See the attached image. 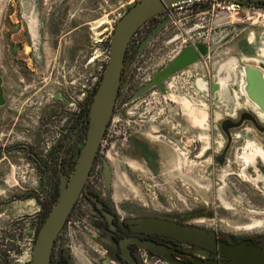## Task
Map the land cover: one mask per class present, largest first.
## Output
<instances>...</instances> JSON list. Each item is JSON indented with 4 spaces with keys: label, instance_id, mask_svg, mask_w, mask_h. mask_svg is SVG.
<instances>
[{
    "label": "rangeland",
    "instance_id": "rangeland-1",
    "mask_svg": "<svg viewBox=\"0 0 264 264\" xmlns=\"http://www.w3.org/2000/svg\"><path fill=\"white\" fill-rule=\"evenodd\" d=\"M123 2L0 0V57L9 60L0 58L10 116L6 120L15 125L8 137L0 132V143L35 146L31 136L38 102L50 100L60 76L65 82L73 76L78 111L82 86L89 77L94 83L107 59L103 43L127 10ZM170 14L156 16L136 35L132 46L140 47L135 63L139 76L150 79L181 52L182 41L199 40L211 48L208 61L216 73L209 70L207 77L199 65L185 68L162 83V92L150 87L129 103L123 119L117 111L112 113L95 164L100 171L104 162L110 172L104 197L119 220L134 214L157 216L212 229L232 241L264 233V135L243 124L230 131L224 163L213 159L226 145L219 128L223 120L252 111L264 123V108L244 90L247 69L264 81V7H245L232 16V24L219 28L220 34L211 31L218 15L207 5ZM57 22L63 26L56 34L51 24ZM7 23L9 29L4 28ZM74 24L83 25L79 33L70 32ZM232 29L242 32L231 37L228 46L217 48L218 40ZM237 39L250 53L233 51ZM119 124L124 126L122 140ZM83 134L75 137L78 147ZM5 158H0V264H26L38 221L45 216L39 203L50 201L56 174L39 171L19 152ZM58 245L70 264H117L100 222L84 204L69 216Z\"/></svg>",
    "mask_w": 264,
    "mask_h": 264
},
{
    "label": "flooded vegetation",
    "instance_id": "flooded-vegetation-1",
    "mask_svg": "<svg viewBox=\"0 0 264 264\" xmlns=\"http://www.w3.org/2000/svg\"><path fill=\"white\" fill-rule=\"evenodd\" d=\"M246 6L252 7L249 5ZM129 7H126V9H128ZM25 11H26L25 13H27L28 8ZM163 14L164 13L162 12L157 16L162 17ZM27 16H29L28 13ZM154 18L148 20L143 25L148 26L149 23L153 22ZM57 25H59V28H61L63 24L62 23L60 24L59 22L51 24V29L56 34L58 33L59 30ZM143 25L142 27H144ZM223 26L226 25H221L219 27H216L215 29H211L212 33L217 32L220 34L221 31H219V28L220 27L223 28ZM5 27L9 29L10 28L9 23H7L6 25L4 24V28ZM202 27L203 26L200 25L199 28L201 29ZM232 30L233 31L231 32L225 33L224 34L225 37L223 35V37H221L218 40L217 48H224L226 45L228 46L232 41L231 37H235V36L237 37L242 32V31L236 32L234 29ZM70 32L73 31L70 30ZM241 40L246 43L245 38H242ZM241 40L237 39L236 43L232 44L234 48L233 51L237 50L238 54L239 51H242V54L247 55L250 52L245 51V49H241L242 48V44L240 43ZM106 41L107 40H104L103 43L104 49L106 48V44H107ZM133 41L134 40L130 39L124 53L119 87L113 107V112L117 111L118 115L122 119H123V115L127 113L125 111L127 105L129 103L131 104L133 101L137 100L138 98L143 97L145 93L149 91L150 88L144 91L143 93L138 94L139 92H142L144 88L147 87L146 83L151 81L152 78V77L150 79L147 78L145 80L143 79V77H141V74L139 76V74L137 73L138 67L136 66L138 65L135 66V63L137 62L136 60L139 54L140 47L138 48L137 46H132L134 43H136ZM55 42L56 43L59 42V39H57ZM182 43H183V47L181 51L188 47L193 48L194 45H200V46L202 45L206 49L205 56L203 57L200 56L196 51L197 61H195L193 64L189 65L186 68L199 65V70H201V72H205L207 77H210L209 70L211 73L212 72L216 73V70L212 69V66L208 61L209 60L208 55L211 52V50L206 43H203L202 40L196 42L182 41ZM51 45L53 46V44ZM106 49L105 51H107ZM2 57L3 60L6 59L5 62L9 61L7 57H4L2 55L0 57L1 60ZM206 59L207 61H205ZM105 63L102 65L101 70L97 75V77L94 78L93 80L94 83L92 85L91 82H89L90 77L88 74L89 78L85 81V86H82L83 100L77 103L78 111L76 113H75V96H74L75 89L73 86L74 80L72 75L70 77H67L66 82L64 77L60 76L59 83L56 84L57 86L55 87V90L52 92L53 96L50 97V100H43L44 102L41 101L38 102L39 108H37L35 130L33 131L34 135L31 136L36 141L35 146H33L32 144H25L21 142L6 144L5 142L6 140L3 143H0L1 161L2 160L6 161L5 156L9 158L10 154L14 152H19L22 153L24 158H28L29 160H31L32 163L35 165L36 169H38L39 171L45 174H56V187L53 188L52 193L50 194L54 196L55 199L54 202L51 204L49 210L54 205L57 198L58 175L62 173L66 175L68 178L70 177L75 162L78 158L79 152L82 148L85 138L86 128H87V114H86V121L85 119H83L82 114L83 112L88 111L89 103L94 94L96 86L100 80ZM221 66H222L221 64L220 65L218 64L216 65V68H221ZM4 72L5 71L1 70L0 67V80H1L0 87L3 96V105L0 106V132H3L2 138L8 137L12 131V128L15 127L14 123L11 124L10 120H6V118L8 117L9 119L10 116L8 115L9 113L7 112L8 106L6 103V96L4 90V81L6 77ZM247 74L249 76L247 78V89L249 91H253L255 89L264 91V81L262 77L258 76L257 73L251 69L247 70ZM170 77H168L165 81L170 80ZM85 92L88 93L87 96L84 94ZM249 95L247 96L250 98ZM40 100H42V97L40 98ZM255 105L259 109L264 108V104L262 103L261 104L255 103ZM244 113L253 117L256 120L258 126L264 128V123L258 122L256 118V114H254L252 111H242L238 114L235 120L233 121L229 120V121L232 124L237 123L240 116ZM110 122L111 119L102 136L101 142L98 147V151L89 170L88 177L75 203L73 204L72 209L63 224V227L61 228L56 239L53 242L49 264H70L65 250H63L61 245L57 246V243L67 224L69 216L76 209V206L78 204H84L88 209H90L95 219H97L100 222L103 232L106 234L107 239L113 246L112 255L115 261L117 262V264H129L128 261L124 259V257L122 256V250L120 248L121 244L123 245L124 250L127 252L128 254L127 256L131 259V261L134 264H198L197 263L198 261L208 264L210 263L219 264L220 262L227 261V258L219 255L218 243H226L229 245H237L243 243L246 244L247 246L256 247L258 249L264 250V233L254 234L250 236H242L239 237L237 240L232 241L215 230L207 229L199 225H191L187 223H182L181 221L178 220H171L157 216L134 214L119 220L116 216L115 210L112 208L108 200L104 197V195L107 192V188L105 187L103 181L104 162L100 161L101 162L100 171L95 168L97 159H99L98 153L100 148L102 147V144L104 143V138L108 132ZM243 124L249 125L254 131H256L253 128L252 124L248 121H242L241 125L237 129H231V130H238L242 127ZM119 130H120L119 137L122 140V137L124 135L123 124H119ZM231 130H228L230 139H231V135H230ZM82 132H84V134L81 136L80 139L81 147L80 146L78 147V145L75 142V137L76 135L80 136L79 134H81ZM261 135H264V133H261ZM138 149L140 150L141 148ZM194 149L195 152H197L198 146L195 145ZM141 156L145 157V159L147 160V154L145 151L142 150ZM224 160H225V155H224ZM109 180H110V172H109ZM89 185H91V187H89ZM101 193H103V195H100ZM92 197L95 199V202L92 201L91 199ZM39 204L41 206L42 211H43V207L45 205L47 206V202H40ZM48 212L42 218L40 217V219H42V222L45 219ZM106 217L109 218V221L107 220ZM147 218L160 219L181 225L183 227H186L187 229H200L207 233H211L213 235V241H214L213 247L211 249L203 248L199 245L188 243L186 241H183L181 239H176L174 237H170L169 235L145 232L141 228H139L138 224L136 223V220L147 219ZM26 264H30V260Z\"/></svg>",
    "mask_w": 264,
    "mask_h": 264
},
{
    "label": "water",
    "instance_id": "water-1",
    "mask_svg": "<svg viewBox=\"0 0 264 264\" xmlns=\"http://www.w3.org/2000/svg\"><path fill=\"white\" fill-rule=\"evenodd\" d=\"M195 1L229 2L244 5L264 3V0H141L129 7L122 16L116 20L107 42V60L88 106L87 128L82 148L70 177L68 178L62 173L58 175L57 198L35 234L31 248L30 264H49L53 242L63 227L88 177L102 136L112 116L120 82L123 57L131 37L145 22L156 17L166 9L177 4ZM216 19L217 20L211 24L213 25L212 27H219L230 21L227 15L218 16ZM216 21L219 22L215 24ZM196 51L200 56H205L206 49L202 45H194L193 48H185L172 61L155 73L151 78L150 84L138 94L143 93L150 87H155L159 92H162L161 85L168 77L197 61ZM247 70H245L246 78L249 77ZM246 89H244L245 93L247 95L250 93L249 96L253 102L264 104V91L257 89L249 91ZM2 105L3 96L0 87V106ZM242 121L250 122L258 133H264V128L259 127L256 120L246 113L242 114L238 122L234 124L229 120H223L219 128L226 138V145L221 154L214 158V161L218 165H222L224 162V155L230 143L228 130L237 129ZM103 181L105 187L108 188L109 170L105 164H103ZM91 199L95 202L93 197ZM107 220L109 221V218H107ZM136 223L139 228L148 233L169 235L170 237L181 239L203 248L211 249L213 247V235L200 229H187L186 227L172 222L152 218L137 219ZM120 248L124 259H126L129 264H134L127 256L128 254L124 250L122 244ZM218 251L220 256L227 258V261L220 262L219 264H264V250L250 247L243 243L237 245L218 243ZM197 263L208 264L202 263L201 261Z\"/></svg>",
    "mask_w": 264,
    "mask_h": 264
},
{
    "label": "built area",
    "instance_id": "built-area-1",
    "mask_svg": "<svg viewBox=\"0 0 264 264\" xmlns=\"http://www.w3.org/2000/svg\"><path fill=\"white\" fill-rule=\"evenodd\" d=\"M123 6L125 7H129L132 6L133 4L141 1V0H123ZM194 5H207L209 7V11L210 12H214L215 14H217L218 16H233V15H238L240 13H242V10L247 7L246 5H242L240 3H229V2H206V1H195V2H186V3H181V4H177L172 6L169 9H166L165 11H163V13H167V15H171L170 11L171 10H181L182 8H186V7H191ZM142 29L139 28L138 32ZM137 32V34H138ZM133 35V42L135 41L136 35ZM137 44V42H136ZM108 50V49H107ZM30 260V259H29ZM29 260L27 262H29Z\"/></svg>",
    "mask_w": 264,
    "mask_h": 264
},
{
    "label": "trees",
    "instance_id": "trees-1",
    "mask_svg": "<svg viewBox=\"0 0 264 264\" xmlns=\"http://www.w3.org/2000/svg\"><path fill=\"white\" fill-rule=\"evenodd\" d=\"M206 2H211V1H206ZM248 5H249V6H252V7H257V6H262V7H264V3H259V4H248ZM143 26H144V25H143ZM141 27H142V26H141ZM141 27H139V28H141ZM139 28L136 30V32H135L133 35L137 34ZM131 40H133V36L131 37ZM86 114H87L86 111L83 112V114H82V117H83V119H85V121H86ZM54 199H55V197L52 196V195H50V198H49L50 201L47 202V206L45 205V206L43 207V212H44V214H46V213L48 212V210H49L51 204L54 202ZM41 223H42V219H39L38 224H37V229L35 230V232H37V230H38L39 226L41 225Z\"/></svg>",
    "mask_w": 264,
    "mask_h": 264
},
{
    "label": "crops",
    "instance_id": "crops-1",
    "mask_svg": "<svg viewBox=\"0 0 264 264\" xmlns=\"http://www.w3.org/2000/svg\"><path fill=\"white\" fill-rule=\"evenodd\" d=\"M229 18H230V21L227 23V25L233 23V19H232V17L230 16ZM225 25H226V24H225ZM57 27L59 28V25H57ZM82 27H83L82 24H74V25H72L71 31L79 33V32L81 31V30H79V29H81Z\"/></svg>",
    "mask_w": 264,
    "mask_h": 264
}]
</instances>
